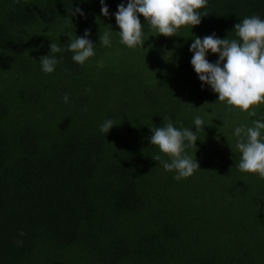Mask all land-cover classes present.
<instances>
[{
    "label": "trees",
    "instance_id": "obj_1",
    "mask_svg": "<svg viewBox=\"0 0 264 264\" xmlns=\"http://www.w3.org/2000/svg\"><path fill=\"white\" fill-rule=\"evenodd\" d=\"M120 2L106 0L110 14ZM201 11L170 37L141 16L143 48L115 32L106 48L99 31L119 28L100 0H0V264H264V179L237 169L231 135L252 118L201 88L189 52L192 34L233 38L245 16L264 18V0ZM85 29L95 56L81 66L64 51L55 72L40 70L51 42ZM196 114L206 125L187 151L201 170L176 181L150 157L149 127L165 116L192 127Z\"/></svg>",
    "mask_w": 264,
    "mask_h": 264
},
{
    "label": "clouds",
    "instance_id": "obj_2",
    "mask_svg": "<svg viewBox=\"0 0 264 264\" xmlns=\"http://www.w3.org/2000/svg\"><path fill=\"white\" fill-rule=\"evenodd\" d=\"M83 2L85 0H80V3ZM207 5L208 0H121L116 11L110 14L106 0H100V15L113 16L119 31H113L111 24L105 26L102 33L99 31L98 43L110 48L115 32L121 45L129 49L143 48L146 41L144 23L156 33L153 36H179L182 26L190 27L191 31L193 26L201 23V18L208 15L206 11H201ZM67 11L72 17L86 18L79 6L73 8L71 4ZM232 32L233 38L228 35L220 38L215 33L202 38L192 34L190 64L202 89L207 86L217 94V101L230 106L229 110L246 112L252 118L250 124H237L231 131L234 147L239 152L236 167L242 173L256 174L264 179V112L258 114V107L264 105V18L256 14L245 16L233 26ZM66 34L67 43L51 42L49 53L37 61L42 72H55L57 64L63 59L57 54L64 51L70 52L72 61L81 66L96 55L97 43L90 38V29H85L83 35ZM210 54L217 56L214 62L207 58ZM62 100L69 103V94L65 93ZM162 118V126L149 127L151 136L148 144L157 149L150 157L164 171L173 173L174 180L180 181L200 169L196 156L189 155L187 149L193 146L197 149L198 134L204 131L206 125L204 116H193L195 131L193 126H177L179 122H173L170 117ZM114 125L113 119L106 118L98 130L106 136Z\"/></svg>",
    "mask_w": 264,
    "mask_h": 264
}]
</instances>
